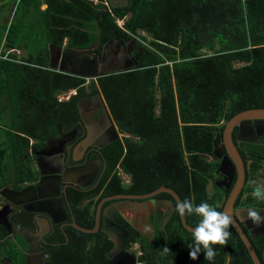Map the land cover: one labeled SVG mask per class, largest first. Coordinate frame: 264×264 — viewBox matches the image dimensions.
Here are the masks:
<instances>
[{"label":"trees","instance_id":"trees-1","mask_svg":"<svg viewBox=\"0 0 264 264\" xmlns=\"http://www.w3.org/2000/svg\"><path fill=\"white\" fill-rule=\"evenodd\" d=\"M15 2L0 1V188L11 170L17 180L34 179L30 151L42 149L61 131L83 128L78 101L100 94L125 136L97 155L90 153L89 158L101 156L106 164L97 186L67 189L71 221L92 229L102 199L147 194L162 186L181 201L194 198L197 205L207 202L222 211L227 193L217 184L214 140L237 113L264 108V0H127L117 7L113 0ZM65 40L67 48H86L98 40L94 53L112 40L131 42L135 65L86 86L85 78L49 68L50 46L60 50ZM32 45L39 48L33 52ZM3 47L26 54L6 53ZM71 90L76 93L59 101ZM246 146L243 193L252 191L249 181L264 169V145ZM119 170L130 177L129 184ZM151 200L161 204L149 216L151 231L126 226L123 250L139 245L137 256L131 252L135 264H253L232 226L227 244L215 246L213 261H206L203 252L190 259L192 233L183 228L176 202L166 193ZM253 200L250 194L247 202ZM256 201L264 207V201ZM235 206H242L241 196ZM185 219L194 228L199 218ZM107 232L104 224L94 233L51 227L40 240L47 253L44 264H106L115 247ZM245 233L264 264V232L255 239ZM9 251V264H17V255ZM5 253L0 249V258Z\"/></svg>","mask_w":264,"mask_h":264},{"label":"water","instance_id":"water-1","mask_svg":"<svg viewBox=\"0 0 264 264\" xmlns=\"http://www.w3.org/2000/svg\"><path fill=\"white\" fill-rule=\"evenodd\" d=\"M110 3L113 7L123 6L127 4V0L119 1L118 3L117 2L116 3L110 2ZM107 45L108 43L103 46V50L107 47ZM98 46H99L98 40L94 45L88 46L86 48H67L64 51H61V49L59 50L58 48L52 49L53 46H50L49 68L52 71H57L60 73L85 78L88 80H96L108 74H118L132 69V67H122L117 70H105L100 68V65L103 64L105 59L104 53H102L99 56L91 51L97 49ZM55 51L56 54H54ZM134 65H135V61H134ZM82 100L83 99H81L79 103ZM97 100L99 102V106L101 108L102 114L106 118L107 123L109 125V133H110V136H107L108 134L106 133L103 134L101 138V142L92 145V147H95L98 151H101L103 148H105L106 146L117 140L119 138V133L117 131V128L111 123L107 108L100 95H97ZM254 121L264 122V108H256V109H249L246 111H242L234 115L232 118H230L224 124L222 133L216 135V138L214 140L213 155L215 156V158L217 157V159H220L219 157L220 155H224V154L227 155L220 160L219 167L217 170V172H219L221 175L229 176L230 178L229 185L227 186V189L230 190V192L228 197L225 199L223 203V208L221 212H225L226 214L231 216L233 221L231 226L235 230L239 238L241 239L242 243L244 244L252 263L261 264L249 241L248 236L246 235L245 231L242 228L243 226L245 230L250 229L248 221L241 219L239 215L240 214L239 210H234L235 200L244 185L245 166L232 140V133L234 128L236 127L237 128L236 137L239 138L243 127L246 124L251 125L252 122ZM84 129H86L87 131L88 126L84 125ZM85 134L87 135V133ZM82 141H84V139ZM63 146L64 144L61 143L62 148ZM39 153H43L42 154L43 157L39 156L35 162L41 175L38 185L35 188H33V190L30 192H27V190H22L20 192H13L6 190L4 193L0 192V196L6 198L12 204L15 205H17V203H33V205H41L43 206V208L44 207L46 208L48 206L51 207L52 204L50 203V201L52 197L59 203L60 205L59 210L60 208H62V210L66 214L67 206L64 201V196L66 194V185L64 187L62 186L61 183L62 179L64 178L63 182H65V184L73 183V185L76 188L84 189L88 186H92L93 184L95 185L96 182L99 180L101 174L105 171V167H106L104 160L100 156L98 158L85 161L84 166L67 169L65 167V162L62 156L59 155L53 156L51 155L50 152L46 153L45 151ZM73 153H75V147L73 149ZM72 160L75 159L72 158ZM249 163L250 161L247 162V165ZM226 166H229L230 169L228 170ZM44 173L47 175L44 176ZM86 176H90V179L88 183L83 184V182H85ZM234 176H236V178L233 183L234 185H232L231 187ZM41 182L42 183L46 182L50 185L49 188L51 191L50 195L46 194L45 196L44 194H40L38 196H34V194L37 193L39 186H41ZM161 193L169 194L174 199L175 202H177L178 200L181 201L179 196L172 189L164 186L159 187L158 189L150 193L142 194V195H124V194L113 195L102 199L98 203L95 212V223L92 229L82 228L76 225L74 222H72V226L85 233H94L100 229V218L103 211V204L105 202L119 200L120 202L117 201L119 203V208L121 209L127 208L129 205L131 206L130 207L131 210L135 209L136 211L141 213L142 211H144L143 208H147L149 204L153 203L151 199ZM31 195L32 197L30 198ZM167 204L172 205V203H170L169 201H167ZM23 209L25 211L29 210L27 206H24ZM40 210L38 211L40 212ZM3 212H4V208L0 210V216ZM7 213L4 214V218L6 222H7L6 219ZM46 213L52 216V214H50L48 211H46ZM180 221L183 228L186 231L192 233L193 227L187 224L185 217H180ZM248 234L250 238L252 239L256 238L255 234L251 232ZM126 254L124 253V255ZM108 255L110 256V259L106 264H114L115 260L111 259L110 253ZM128 257H129L128 261H124V262L122 261L117 264H135V258L131 255H128ZM38 263L42 264V262L40 263V261Z\"/></svg>","mask_w":264,"mask_h":264},{"label":"flooded vegetation","instance_id":"flooded-vegetation-1","mask_svg":"<svg viewBox=\"0 0 264 264\" xmlns=\"http://www.w3.org/2000/svg\"><path fill=\"white\" fill-rule=\"evenodd\" d=\"M134 48H136V46H133L131 42L122 43L117 40H112L108 42V45L104 50L102 48L101 53H95V54L100 56L102 53H104L105 59H104L103 64L100 65V68L105 69V70H117L122 67H134V58L132 56ZM63 49L65 50L67 49V47H64ZM54 54H56V51L54 52ZM84 102L85 103L81 105V108H85L86 110L83 112H88L89 110H91V111H98L100 113L99 108L97 107L99 102L95 98H90ZM100 115L102 114L100 113ZM85 125L88 126L87 131L86 129H84V127L83 128L80 127V129L75 127L74 129L68 132H65V133L64 131H61L60 133L57 134L60 137V140L58 142L55 141V143H52L46 149H41L38 151L50 152L53 155L63 156L65 158V167L67 169L84 166L85 161L93 159V158H89L90 153L94 155L96 154V152H99L95 147H92V145L95 143L101 142V138L103 134L106 133L108 134L107 136H110L109 125L107 124L106 119L105 118L103 119V117H102V121H100V123L98 124H94V123L87 124L86 123ZM84 132L87 133V135L84 134ZM236 136H237V128L235 127L232 133V140L241 156V153L247 150L246 145H250V144L251 145H259V144L264 145V122L254 121L252 122L251 125L246 124L243 127L239 138H237ZM119 138H121V136ZM83 139L84 141H82ZM61 141L62 142L68 141L69 143L67 144L66 142V144L62 148ZM73 147H76L75 153H73ZM224 156H227V155L226 154L220 155L219 160H221ZM72 158L75 160H72ZM226 167L228 170L230 169L229 166H226ZM103 173L101 174V176L103 175ZM101 176L99 177V180L96 182V185L93 184L92 186H88L84 189L88 190V189H91L97 186L100 181ZM218 177L219 178H218L217 184H219L221 188L227 193V197H228L230 190L227 189V186L229 185L230 178L229 176H224L221 174H218ZM235 178L236 176H234L231 187L232 185H234L233 183L235 181ZM63 179L61 183L63 187L66 185V190L67 188L80 189V188H76L73 185V183L65 184V182H63ZM89 179H90V176H86L85 182H83V184L88 183ZM257 179L264 180V169L263 168H259L257 170ZM6 184L12 186V187H8L9 188L7 189L8 191L27 190V192H30L33 190V187L29 186L32 183L26 184L23 182H18L17 179L15 181L12 180L10 182H6ZM17 188H21V189H17ZM5 191L6 190H4L2 193H4ZM243 192H245L244 185L240 193L238 194L235 200V204H234L235 206L236 202L241 196L242 206L240 207L235 206L234 210H239L240 211L239 215L241 219L248 221V224L250 226L249 230H245L244 227L240 224L242 228L245 230V232L247 233L251 232L255 234L257 238L259 237L260 234L264 232V222H262L261 225L257 227L247 218V211L249 208L255 209L260 212L262 217H264V207L259 206L256 200H253L250 203L247 202V197L252 193V191H249L246 193H243ZM32 195L30 196V198L32 197ZM117 201L119 200H116V201L114 200L110 202L108 201L109 203L106 204V207L104 208L102 212V215L105 216L104 221H103L104 227L106 226L107 231H108L107 233H109L110 235L109 236L110 239H112V241L115 242V247L110 252L111 259L115 260L114 264H117L122 261L123 262L128 261L129 260L128 255H131V252H132L130 247L133 244L129 246L126 250H123V243H124L123 240L125 237H127L126 226L134 227L138 230L141 229L145 232L144 230L145 227L150 226L149 221H150L151 215H154L155 214L154 211L157 210L158 207H161L159 200H156V201L153 200L152 204H149L147 208H143L144 211L139 213L135 209L131 210L130 209L131 206L129 205L127 207V210H124L123 208L122 209L119 208V203ZM54 203L60 206L57 201ZM163 203L167 205V201H164ZM24 205L25 203L17 204L14 206V204H12L9 200H6V198L0 197V207L2 208L4 206H8L9 211H10L7 216L8 225L5 224L7 227L4 225H1L3 222H1V219H0V223H1L0 224V236L2 235L4 238H8V237L13 238L14 236L15 237L18 236L17 245L19 247L18 250L20 251L21 256L27 257L28 258L27 262L29 263L31 262L37 263L39 261H42L44 263V261L47 258V253L45 252L43 245H41L40 243L41 238L39 237V234L37 232L28 231L27 227L23 228L21 227V225L24 222L30 225L32 222L34 230H37V226L35 223L37 220H39L41 227L46 226L47 231H49L51 227H55V226H57L61 230H64L67 227V225L72 226L73 220L72 221L70 220V217H71L70 210L67 211L66 217L62 215H58L59 211H57L56 215L52 214V216H50V215H45V213L40 214V213H33V212H25L23 210ZM26 206H28V209L31 211L33 210L38 211L40 209H43V206L33 205V203H27ZM22 214H25V215L23 216ZM103 224L100 221V227L102 226L103 228ZM17 226L20 229L17 228ZM44 231H46V229H43V232ZM29 235H31V237H29ZM22 236L25 237L26 241L29 242L27 245H24L20 242L19 239ZM124 253L125 254L127 253L128 255L127 254L124 255Z\"/></svg>","mask_w":264,"mask_h":264},{"label":"clouds","instance_id":"clouds-1","mask_svg":"<svg viewBox=\"0 0 264 264\" xmlns=\"http://www.w3.org/2000/svg\"><path fill=\"white\" fill-rule=\"evenodd\" d=\"M141 34L143 36H146L144 32H141ZM85 80H86L87 84L90 81H94V80H88V79H85ZM72 95H74V94H72ZM59 101H61V100H59ZM104 104H105V102H104ZM81 105L82 104L79 105L80 108H81ZM80 112L82 113V111H80ZM111 123H112V121H111ZM77 128H79V127H77ZM84 134H85V132H84ZM66 142L64 141V145L66 144ZM67 144H68V142H67ZM46 147H48V145H45L42 149H45ZM73 149H74V147H73ZM39 152L40 151H38V150H36L34 152L30 151V156L32 157V162L30 163V166H31V169H34L36 171V174H35L34 179L29 180L28 182H25V183L26 184L32 183L29 186H31L33 188H35L38 185V182H39V179H40V176H41L40 172H39V170H38V168H37V166L35 164V162H36V160L38 159L39 156L43 157V155H42L43 153H39ZM36 153H38V154H36ZM83 153H84V151H83ZM51 155H53V154L51 153ZM53 156H56V155H53ZM59 156H61V155H59ZM62 158H63V160L65 162V158L63 156H62ZM119 173L121 175V178H122L123 182L125 184H129L130 183V177L128 175H126L125 173H123L121 170H119ZM46 175L47 174L44 173V176H46ZM10 179H12V176L8 179L7 182H10V181L13 180V179L12 180H10ZM249 185L252 187V193L251 194H252L253 199L258 200V201H264V180L251 179L249 181ZM25 186H27V185H25ZM44 186H49V188H50V185L48 183H46V182L42 183L41 182V186H39L38 191H37L36 194H34V196H38L40 194H44L46 196V193H45L46 191L44 190ZM8 187H12V186L7 185V184L3 185L0 188V192H3L4 190L9 189ZM49 188H48V190H50ZM17 189H21V188H17ZM13 192H20V191H13ZM66 192H67V190H66ZM48 194L50 195V193H48ZM0 197H2V196H0ZM47 198H49V197H47ZM52 200H53V198L51 197V201ZM64 201H65V196H64ZM88 201L89 200H85L81 204L85 205L86 203H88ZM17 204H22V203H17ZM26 204L27 203H25L24 206H26ZM65 204H66V202H65ZM14 206H15V204H14ZM66 206H67V204H66ZM2 208H4V212L1 214L0 219H1V222H3V223L2 224L0 223V224L6 226L5 224L8 225V223H7L8 220L6 222V220L4 218V214L8 212L7 215H6V219H7V216H8L10 211H9L8 206H4ZM2 208L0 207V210ZM27 208H28V206H27ZM45 209L46 208L44 207L43 209L40 210V212L39 211H31V210L25 211L24 209L23 210L25 212H33V213H40V214L45 213V215H49V214L46 213V211H48L51 214V211H49V209H46V210ZM68 210H69V208L67 206V211ZM174 210L180 217L196 216V217L199 218L196 226L192 229V237H191L192 243L188 244V247L190 249V252H189L190 259H192V260L198 259L199 254L201 252H203L205 254L204 258H205L206 261H213L215 256L217 255V252L215 251V246H217V245L221 246V247L225 246L227 244L229 238L231 237V232L229 231V228L231 227L232 222H233L231 216H229L225 212L217 211L215 207H213L212 205H210L207 202H201L199 205H197V204L194 203V198L193 199H185V200H182V201L178 200L175 203ZM22 215L24 216L25 214H22ZM247 218L254 225H256L257 227H259L261 225V223L264 222V217L261 216L260 212L255 210V209H252V208L248 209ZM35 224L37 226V230H34L33 225L31 227H27V230L28 231L37 232L39 234V237L42 238L44 236V234L46 233L45 231H44L45 233L43 232L42 228H44L46 226H42L41 227V224H40L39 220H37ZM72 227H74V226H72ZM45 229L47 230V227ZM144 230L146 232H148V231H151V228H150V226H146ZM6 239L7 238H4L1 235L0 236V243H4V241ZM162 250H163L164 254L169 253V249L167 247L163 248ZM7 252H11V251H9V249H8V250H6V253ZM8 260L11 261L10 258ZM41 262L42 261H40V263ZM28 264H39V263L38 262L37 263H34V262L32 263L31 262V263H28ZM42 264H44V263L42 262Z\"/></svg>","mask_w":264,"mask_h":264},{"label":"crops","instance_id":"crops-1","mask_svg":"<svg viewBox=\"0 0 264 264\" xmlns=\"http://www.w3.org/2000/svg\"><path fill=\"white\" fill-rule=\"evenodd\" d=\"M1 1V0H0ZM119 1H123V0H113V2H119ZM18 2H19V0H17L15 3H14V6H16V4H18ZM12 2L10 1L9 2V4L7 5V7L9 8V11H10V7L12 6ZM41 10H44V9H46V5H45V3H42L41 4ZM9 13V12H8ZM65 45H66V41H64L63 42V45H62V47H61V51H64V49H63V47H65ZM53 49V48H52ZM53 52V51H52ZM10 53H16V54H18V55H20L21 53H23V54H21V56L23 57V56H25V51H21V52H17V50L16 49H10ZM68 95V96H70V95H72V94H75V91L74 90H71V91H68V92H66V93H62V94H60L59 96H62V95ZM100 95V94H99ZM58 96V97H59ZM90 98H95L96 100H97V95H93V96H87V97H84V98H81V99H83L80 103H79V101L81 100H79L78 101V105L79 104H84L85 102L84 101H86V100H88V99H90ZM98 101V100H97ZM97 107L99 108V111H100V113L102 114V111H101V108H100V106H99V104L97 105ZM100 113L98 112V111H91V110H89L88 112H83L82 111V113L81 112H79V114H80V116H82V119L84 120V122L85 123H89V124H91V123H94V124H98V123H100V121H102V117H103V119L105 118L104 117V115L102 114V115H100ZM117 128V127H116ZM117 131H118V129H117ZM118 133H119V131H118ZM119 135L122 137V136H125L124 134H121V133H119ZM119 136V137H120ZM127 136H129V135H127ZM60 140V137L58 136V135H55V136H52L51 137V139L50 140H48L47 142H46V145H48V147L52 144V143H55V141L56 142H58ZM31 143H33V139H31V141H30ZM62 142V141H61ZM68 142V141H67ZM69 142H70V140H69ZM68 142V143H69ZM63 144H64V141L62 142ZM33 171H34V173L36 174V171L34 170V169H32ZM11 172H13V170H11ZM16 174V172L14 171L13 172V174ZM6 174H9V172H7ZM14 174V175H15ZM12 176V179H13V181H15L17 178L15 177V176ZM26 177V176H25ZM32 177H33V175H32ZM29 180H26V179H23V180H18V182H23V183H25V182H28ZM48 188H49V186H44V190L46 191L45 193L48 195V193H51L50 192V190H48ZM54 201L56 202V200L54 199ZM54 201L52 200L50 203L52 204L51 205V207H46V209H49V211H51V214H53V215H56L57 214V211H59L58 212V215H62V216H64L65 217V212L62 210V208H60V210H59V206L58 205H56L55 203H54ZM40 222V221H39ZM46 227H44V228H42V229H45ZM47 231V230H46ZM45 231V232H46ZM44 232V233H45ZM29 237H31V235H29ZM9 254H7V253H5V255H4V257H2V258H0V264H9ZM27 257H25L24 256V261L26 262V264H28L29 262H27ZM12 260V259H11ZM17 264H19V263H17Z\"/></svg>","mask_w":264,"mask_h":264},{"label":"rangeland","instance_id":"rangeland-1","mask_svg":"<svg viewBox=\"0 0 264 264\" xmlns=\"http://www.w3.org/2000/svg\"><path fill=\"white\" fill-rule=\"evenodd\" d=\"M141 33V32H140ZM146 35V34H145ZM31 48V50H33V52L36 51L37 48H39L38 46H35V45H32V46H29ZM3 51L6 52V53H10V50H8L7 48L3 47ZM17 52H21V51H17ZM23 54V53H21ZM20 54V55H21ZM87 82H86V86H87ZM70 96H68L67 94L66 95H62V96H59V100L61 101H65L69 98ZM86 109L85 108H82L81 111H85ZM13 176V173L9 172V174H6L4 176V181H8V179ZM209 188H211V185H209ZM86 203V202H85ZM160 207L157 208V210H159ZM142 218V217H141ZM17 239H18V236L17 237H13V238H7L4 243H0V249H3V253L5 252V249L6 250H12L15 252V256L17 255V263H22V264H26V262L24 261V256H21V253L20 251L18 250L19 247L17 245ZM20 242L24 245H27L29 242L26 241V238L25 237H21L20 239ZM130 249L132 251H135L136 252V255H138V252H139V247H138V244H133Z\"/></svg>","mask_w":264,"mask_h":264}]
</instances>
